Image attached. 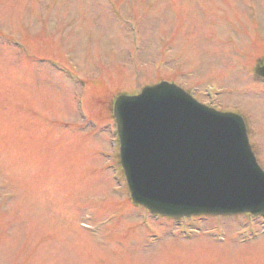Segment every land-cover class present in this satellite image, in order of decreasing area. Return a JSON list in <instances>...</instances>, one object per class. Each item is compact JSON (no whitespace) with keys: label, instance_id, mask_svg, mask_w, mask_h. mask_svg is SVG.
<instances>
[{"label":"rangeland","instance_id":"obj_1","mask_svg":"<svg viewBox=\"0 0 264 264\" xmlns=\"http://www.w3.org/2000/svg\"><path fill=\"white\" fill-rule=\"evenodd\" d=\"M261 58L264 0H0V264H264L262 218L131 201L111 112L159 79L211 91L264 168Z\"/></svg>","mask_w":264,"mask_h":264},{"label":"water","instance_id":"obj_2","mask_svg":"<svg viewBox=\"0 0 264 264\" xmlns=\"http://www.w3.org/2000/svg\"><path fill=\"white\" fill-rule=\"evenodd\" d=\"M264 76V66L258 69ZM133 199L153 212L264 215V171L242 117L200 104L168 82L114 104Z\"/></svg>","mask_w":264,"mask_h":264}]
</instances>
